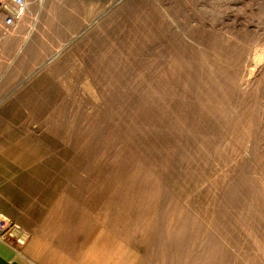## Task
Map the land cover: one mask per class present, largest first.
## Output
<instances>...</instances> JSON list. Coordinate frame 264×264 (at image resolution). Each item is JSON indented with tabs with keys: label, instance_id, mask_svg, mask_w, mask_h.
<instances>
[{
	"label": "rangeland",
	"instance_id": "374dc122",
	"mask_svg": "<svg viewBox=\"0 0 264 264\" xmlns=\"http://www.w3.org/2000/svg\"><path fill=\"white\" fill-rule=\"evenodd\" d=\"M38 2L19 50L0 44V83L41 93L0 108L24 242L71 264H264V0Z\"/></svg>",
	"mask_w": 264,
	"mask_h": 264
},
{
	"label": "crops",
	"instance_id": "0c3cea01",
	"mask_svg": "<svg viewBox=\"0 0 264 264\" xmlns=\"http://www.w3.org/2000/svg\"><path fill=\"white\" fill-rule=\"evenodd\" d=\"M19 23H21V20L14 24L11 29V31L14 32L9 37H1L0 35V44H2L5 48L7 47L8 51H18V48L22 44V40L29 37L27 35L30 33V29L26 31L25 26H20L21 24ZM30 28L32 30L35 27L32 25ZM24 77L25 75L18 74V76L15 78V82L9 85L0 83V108L8 106L20 107L23 106L25 99L27 101L32 99L38 100V98L41 97V93L38 92L40 89H37L35 84L21 82L22 78ZM27 91H32L33 93L25 94ZM5 113L6 112L0 109V117ZM0 121L7 120L5 118H1ZM12 204V201L0 190V211H3L11 216V218L19 223L22 228H29L26 220L21 214L16 212ZM30 236L31 237L21 246V249H23L27 255L35 258V260H38L42 264H71L72 258H68L66 260L59 252H55L54 254H46L40 239L34 233H31ZM92 248H86V252L83 253L84 258L81 256V251H76V257L81 256V260L84 259V261H86V259L88 260V258L94 259L95 256H93ZM18 252L19 251H16L10 245L0 241V264H27V262L24 261L23 257L20 256ZM88 254L92 255V257L90 258V255Z\"/></svg>",
	"mask_w": 264,
	"mask_h": 264
},
{
	"label": "built area",
	"instance_id": "2783aa9c",
	"mask_svg": "<svg viewBox=\"0 0 264 264\" xmlns=\"http://www.w3.org/2000/svg\"><path fill=\"white\" fill-rule=\"evenodd\" d=\"M26 9V0H0V33L9 32L14 24L22 19ZM26 237L27 234L20 224L5 212L0 211L1 242L19 251L18 246L13 241L23 243Z\"/></svg>",
	"mask_w": 264,
	"mask_h": 264
},
{
	"label": "bare ground",
	"instance_id": "6f19581e",
	"mask_svg": "<svg viewBox=\"0 0 264 264\" xmlns=\"http://www.w3.org/2000/svg\"><path fill=\"white\" fill-rule=\"evenodd\" d=\"M27 1V10H26V12H25V16H24V19H23V23L21 24V26H25V24H27L28 23V21H29V19H30V17L32 16V14L34 13L33 12V9H32V7H33V1L34 0H26ZM39 2V4H43L44 3V1L45 0H38ZM40 8V7H39ZM39 12V11H38ZM38 14V13H37ZM36 16V15H35ZM23 18V17H22ZM29 18V19H28ZM10 32V31H9ZM9 32H7V33H4V34H2V33H0V35H1V37H9L13 32H11V33H9ZM9 33V34H8ZM60 48V47H59Z\"/></svg>",
	"mask_w": 264,
	"mask_h": 264
}]
</instances>
